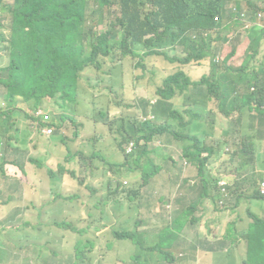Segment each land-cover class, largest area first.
<instances>
[{"label": "trees", "instance_id": "obj_1", "mask_svg": "<svg viewBox=\"0 0 264 264\" xmlns=\"http://www.w3.org/2000/svg\"><path fill=\"white\" fill-rule=\"evenodd\" d=\"M229 1L232 0H12L11 3L0 0V51H4L8 56V64L0 66V87L4 90L3 99L7 104L5 108H0V124L9 123L12 116L7 108L9 106L15 115L24 114L25 118L31 119L29 127L26 126L23 129V135L38 134L33 123L36 120L41 123L42 117L37 116L34 111L43 105L44 99L52 98L56 105L64 107L71 95L77 94L82 78L91 76V72H103L108 68L106 62L111 63L109 66L111 69L129 55L133 57L138 55L139 60L135 62V65L139 69L141 68L140 79L146 77L145 82H150L152 75L155 74V71L146 73L147 69L144 63L148 57L153 55L163 56L171 63H196L201 66V62L207 59V56L215 58L219 52L217 40L212 39V35H207L206 32L209 29L220 27L221 20L223 22L227 20L224 17V7ZM248 4L251 8H258L253 0L248 1ZM4 11L7 13L3 14ZM217 16L220 17V21H215ZM99 24H103L104 29H99ZM225 41L226 39L222 38V42ZM262 44H264L262 30L251 29L248 32V53L244 55L242 63L238 67L227 65L228 58L234 52L232 49L221 63H216V60L211 61L210 74H203L200 79H193L189 68H176L166 74L157 86L153 81L155 89L150 92L148 98L151 102L150 109H147L146 104L142 103L144 119H138L136 116L131 119L125 112L129 104L115 97L109 98L110 109L107 110L109 115L101 113L100 118L108 131L114 135V146L116 145L122 153V158L117 162L104 160L109 166L108 171L119 173L125 169L130 173L129 175L140 172L138 186L122 191L126 201L134 202L135 198L140 196L141 189L161 171V167L153 161L152 155H162L161 149L165 147H152L151 144L156 137L164 133L172 134L175 137L177 147L174 149L179 151L178 147H181L182 160L193 164L201 177L204 175L209 158L215 156L218 159L220 157V139H216V136L208 137L210 134L203 129L202 113L207 101L218 102V110L224 116H229L233 111H238L240 114L242 111H252L255 115L250 114V122V120L264 115V63L261 61L258 65H252V62L257 60L260 55ZM137 45H143L146 50L138 52ZM177 52L180 56L176 54ZM181 52L185 54L182 56ZM119 57L124 59L117 60ZM190 70L197 73L193 68ZM112 88L109 87L108 92L117 94L116 89ZM178 96L181 98L184 96L182 104L189 105L184 110V113L189 115L187 120L179 110L173 108L172 99ZM19 103H24L27 108L31 109L30 115L24 113L22 107L17 108ZM216 113L214 111V114ZM160 115L165 116L169 123L162 124L165 118L162 122L157 123ZM60 118H64L63 114H54L51 124L54 125L55 120ZM114 123H117L115 129H113ZM249 127V129L239 128L233 131V134L237 133L248 141L249 152L246 155L249 157L242 159L243 154L239 163L243 167H253L255 164L253 158L260 157L254 150L252 140H255V134H253L252 121L249 123ZM19 129L20 126L17 125L16 135L20 134ZM1 132L3 130L0 129ZM118 135L121 136V139ZM24 138L21 137L19 140ZM130 142H132L130 149L126 153L125 144L129 145ZM2 143L0 140V150ZM64 150L63 161L65 163L77 158L74 152L78 151H72L68 145ZM239 152L243 153L244 148L241 147L236 151L232 158ZM80 154L84 153L80 152ZM79 160L82 162L80 158ZM171 163L177 164L175 161ZM5 164L7 163L0 162L1 173L5 172L6 166H10L4 167ZM36 166L40 168L42 164L36 162ZM61 166L63 165L61 164ZM61 166V174H69L72 176L71 178L75 177L73 171L66 169L65 172ZM15 172L24 176L17 169ZM48 172L51 176L50 169ZM87 175L89 176L90 173H86L84 170L82 178ZM10 184L12 187L18 186L20 183L19 181L15 183L13 180ZM28 186L24 189L26 196L30 194ZM208 186V182L201 180L195 205L180 214L176 230L180 231L183 228L185 222L183 217L186 218L188 213H192V209L202 202V198L207 195V192H211L208 190ZM115 191L111 189L110 193ZM31 194L36 201L37 197L33 190H31ZM2 195L0 193V204L5 202L2 200ZM255 195L257 200H263V197L258 193ZM70 196L64 197V202L69 201ZM144 196L151 197L150 194ZM46 198L41 197L43 200ZM158 198H155L156 202L159 201ZM27 203L28 210L35 207L31 197L25 204ZM142 206H145L144 208L150 212L154 208V203L140 204L138 209ZM253 211L248 206L247 212L251 221L238 232L240 239L244 240L246 245L242 264H264V254L262 253L264 251V218ZM65 214L68 215V213ZM62 218L64 221H53L52 225L65 228L71 219L65 215ZM11 219L10 216H7L4 219V224ZM125 221L126 219H123V222ZM16 222L19 225V222ZM96 222L97 220L91 218L90 215H86L83 220L76 222L74 226L77 233L74 238L76 243L70 251L71 257H66L67 264H91V261L85 260L91 253L90 250H83L85 246L94 247L92 264H96L94 262H97L96 252L99 249L98 241L101 237H94L95 232H98L102 226H106L105 224L97 225ZM140 222L142 219L135 220L134 224ZM9 227L11 226H3L1 221V228L8 229ZM15 228L19 227L15 225ZM32 228H37V226L33 225ZM110 228L111 225H108L103 232H107ZM175 229L170 230L165 226L159 232V238L166 242L165 249L162 248L164 245L161 246V243L150 247L154 252L161 254L166 261L171 257L178 238ZM136 233L139 235L135 230L123 227H117L112 231L116 240L127 239L132 242H134ZM166 233H169L168 238L165 236ZM21 234L23 237L24 232ZM60 236L62 237V233ZM31 238L33 239L32 236ZM34 238H37L36 235ZM84 238L87 240L83 241ZM4 245L7 243L0 242V253L4 252ZM137 245H139L138 260L134 259V264H139L142 261L139 258H144L146 250L141 242ZM27 246L29 245L18 247L25 250L24 247ZM33 246L32 252L35 253L33 258L42 259L41 254H46L45 248L40 243L39 245L33 243ZM106 246L112 248L114 245L110 240ZM120 246L117 241V247ZM221 247L226 249V254L229 256L227 244L224 242ZM118 251L120 252V250ZM44 263L50 264L43 259L39 262V264ZM26 264H31L29 259Z\"/></svg>", "mask_w": 264, "mask_h": 264}, {"label": "rangeland", "instance_id": "obj_2", "mask_svg": "<svg viewBox=\"0 0 264 264\" xmlns=\"http://www.w3.org/2000/svg\"><path fill=\"white\" fill-rule=\"evenodd\" d=\"M242 1H247L248 3V1L252 0ZM253 1L255 3L259 1L264 6V0ZM5 2L11 3L12 0H5ZM262 11L264 12V8H262ZM6 13L7 11L3 12V14ZM113 14L115 13L113 12ZM224 17L227 18L226 16ZM104 27L103 24L98 26L101 30ZM233 29L234 25L225 22L219 31L211 34L212 39L217 40L216 44L219 47V52L215 58L207 56V59L201 62L202 66H198L199 64L196 63H171L165 57L158 55L148 57L144 62L147 69L146 73L155 71L150 82H145L146 77L140 79L142 70L135 65V62L139 60L138 55L135 57L129 55L125 57V60L119 57L117 60L123 61L111 69H109L111 63L106 62L108 68L104 69L103 72H91V76L80 80V89H78L76 95L75 93L71 95L69 100L71 102H67L65 108L60 109L49 98L43 100L42 107L51 116H54V114L61 115L60 113L66 116L60 122L59 119L55 120V130L48 138L39 133L32 136L23 135V129L26 126L29 127L31 119L25 118L24 114L15 115L10 107L9 111L12 116L9 119V123L0 124V129L3 130L0 133V140L3 142L0 150V162L7 163L4 167L10 165L5 167V173L8 177L5 178L0 175V190H4L2 200L5 201L3 203L4 206L0 208V242L7 243V245L3 246L4 252L0 253V264H26L28 259L31 264H39L42 259L50 262V264H67L65 256L70 253L72 247L74 248L76 243L74 238L77 234L65 228L55 227L52 222L64 221L63 215L75 218V212L71 215H66L65 213L69 210H64L60 213L58 209L62 208L64 197L77 191V186L72 182L70 178L72 176L61 174V164L63 165L61 166L63 171L66 172V169H70V171L75 173L73 179L76 178L78 186H82V191H79L78 194L87 205L84 207L83 215H90L91 218H95L97 225H106L99 229V233L95 232L94 237H101L98 241V245H101V254L98 255V249L96 252L97 262H94L96 264H134L135 260H138L136 254L140 244L137 245V243L141 242V237L136 233L134 242L127 239L116 240L112 231L117 227H123L128 230L135 229L138 232L141 222L134 224V221L143 220L145 217V209L143 207L138 209L140 204H158L155 200L157 194L168 190H170L169 194L172 196L174 192H187L198 196L201 180L209 183L208 190L211 192H207V195L202 198V202L198 203L196 209L192 212L193 214H199L202 211L199 208L200 205L208 209L206 230L211 238L215 239V241H220L218 264H220V255L222 254L221 244L223 245L224 242L227 244L230 257L235 258L244 251L245 241L240 239L238 232L251 221V218L248 217V206L254 210L255 214L264 218V198L261 201L255 198L258 181L264 179V115L250 120L253 123V134H255V140H252L254 150L260 157L253 158L255 162L253 167H243L239 163L243 154L244 157L242 159L249 157L246 155L249 152L248 141L237 135V133L234 135L233 133L226 134V130L232 126V120L223 117L217 109L216 102L214 100L210 101V109L213 112L210 115H204L210 121V125L205 127V129L210 134L208 137L216 136V139H220V157L218 159L215 156L209 158L204 175L201 177L193 164L182 160L180 156L181 147H178L179 151L174 149L177 142H175L174 146L161 149L162 155H152L153 161L161 167V171L151 178L150 183L141 189L140 196H137L135 201L131 203L125 200L122 191L138 186L140 183V172L129 175L130 173L125 169H122L119 173L108 171L109 166L106 165L103 157L113 161L117 155L122 158V153L115 149L116 145L114 146L111 136L113 134L108 131L100 118L101 113L109 115L107 110L110 109V103L108 100L111 97H115L129 104L125 110L127 116L129 114L131 119H134V116L138 119H144L142 103H145L147 109H150L149 105L151 102L148 98L150 92L155 89L153 81H155L157 86L166 74L176 68H193L197 70V73L192 71V78L200 79L204 71L209 73L210 63L213 60L215 61L216 57H220V60L216 62L219 64L222 62V58L231 53L232 49H234V54L238 47L240 49L239 54L244 50L246 55L248 53L247 35L246 42H242L241 37L245 34L241 33L237 34L238 37L235 35L229 38L227 35ZM222 38H225L226 41L222 42ZM136 50L143 52L146 49L143 45H137ZM176 54L180 56L178 52ZM184 54L181 52L182 56ZM257 60L259 64L261 61L264 63V44L260 48V55ZM7 64L8 56L4 51H0V66H6ZM203 66H206V68ZM109 87L115 88L117 94H110V91L108 92ZM3 93L4 90L0 87V108L6 107ZM144 93L147 96H143L142 94ZM140 97H145V100L139 102L138 99ZM175 103L174 107L176 108ZM17 106L22 107L24 113L30 115L31 109L27 108L24 103H19ZM214 111L217 113L214 114ZM181 114L184 119L189 116L186 113ZM250 114L255 115L252 111H242L238 124H235V129H249ZM88 120L93 121L95 126L86 124L84 127V121ZM13 122L17 123L14 124ZM17 125L20 126L19 135L15 134ZM116 125L117 123L113 124V129L116 128ZM21 137L25 138L20 141ZM119 137L121 139V136ZM66 145L72 151H78L74 152L77 158L68 163L63 161ZM151 145L152 147L161 148L162 142L156 137ZM126 146L125 144V148ZM241 147L244 148V152H239L237 156L232 158L234 153ZM80 152L84 154H80ZM91 152H96V156H90ZM79 158L82 162H80ZM173 161L177 164H172L171 162ZM36 162L41 163L42 166L38 168ZM179 167L182 168L179 170ZM16 169L24 176L17 174L15 172ZM48 169L51 171V176H49ZM84 170L90 175L82 178ZM19 177L21 178L19 179ZM13 180L15 183L19 181L20 184L10 187V183ZM64 181L69 182L72 187L67 186ZM215 181L217 182L215 183ZM220 181L225 183L226 195H223L220 191ZM28 185L32 186L29 191L33 190L37 197L34 203L35 207L31 208V210L27 209L28 203L25 204L27 199L31 197L30 194L28 196L25 195L24 189ZM111 189L116 191L110 193ZM148 194L151 197L144 196ZM39 196L47 198L43 200ZM221 200L223 201L222 204L220 203ZM184 202L183 200L180 201V203ZM137 210H139L138 213ZM100 215L102 217H99ZM7 216L12 219L4 224V219ZM124 216L125 218H122ZM123 219H126V221L123 222ZM154 220L160 221L159 218ZM1 221L3 226L10 225L11 227L8 229L1 228ZM16 221L19 222V225ZM15 225L19 228H15ZM33 225H36L37 228H32ZM108 225H111L110 230L103 232ZM200 226H203V222L200 223ZM69 230L72 229L69 228ZM21 232H24L23 237ZM61 233L63 234L62 237L60 236ZM34 235L37 238H34ZM165 236L168 238L169 234L166 233ZM85 237L90 238L88 236ZM87 238H84L83 241H86ZM110 240L113 243L118 241L119 245L126 246L120 249L116 247L117 251L120 250V256L116 255L111 259L106 246V243ZM13 243L16 245H11ZM33 243L35 245L40 243L45 248L46 254L40 253L42 259L33 258L35 254L32 252ZM157 243H161V246L164 245L163 249L166 248L164 239L159 238ZM20 245L29 246L24 247L25 250H22L18 247ZM213 245L216 248V245ZM215 248L211 246L210 250L215 252ZM84 249L91 251L85 260L93 263L94 247L85 246ZM6 253L10 254L7 255ZM262 253L264 254V251ZM25 255L29 256V258L24 259ZM153 262L155 260L150 256L145 257L144 264H153Z\"/></svg>", "mask_w": 264, "mask_h": 264}, {"label": "crops", "instance_id": "obj_3", "mask_svg": "<svg viewBox=\"0 0 264 264\" xmlns=\"http://www.w3.org/2000/svg\"><path fill=\"white\" fill-rule=\"evenodd\" d=\"M257 3L260 4L261 9L264 8V6H262L259 1H257ZM239 53H240V49L237 48L235 54H233L230 58H228L227 61L231 65L238 67L242 63L244 57V50L241 54ZM258 64H259L258 60L252 62V65L254 66ZM203 67L206 68V66ZM189 73L190 74L192 73L190 69H189ZM204 74H207V71H204ZM142 95L147 96L146 93ZM142 99H145V97H140L138 101ZM183 100H184V96L182 98L178 96L177 98L175 97V99L174 98L172 99L173 104L176 101L175 103L176 108L174 106L173 108L178 109L181 113H184V110L187 107H189V105L187 104L184 105L182 104ZM209 103L210 101H207L206 109L204 105V112L202 113V117L204 118L203 129L205 131H206L205 127L210 125V121L206 119L205 116L210 115L213 112L210 109L211 107ZM201 105L203 106V104ZM63 108L65 107H60V109ZM164 118L165 120L162 124L163 125L168 124L169 122L167 118L161 115L157 119V123L162 122ZM187 118L188 117H186L185 120H187ZM228 118L232 120V126L228 129V133H227L230 134L233 133V131L235 130V124H238L239 117L237 116V113H234ZM86 124L95 126V123L91 120L84 121V127L86 126ZM113 137L114 135L112 136V140ZM157 139L162 142V146L165 147L164 149H167L169 146H174L176 142L175 137L172 134L167 135L164 133L163 135L158 136ZM174 147L177 146L175 145ZM115 149L119 151L117 147ZM96 154H97L96 152H91L90 156L93 155L96 156ZM103 159L106 162H112L107 160L105 157H103ZM119 159L120 158L117 155L113 161L117 162L119 161ZM181 168L182 167H179V170ZM71 179L72 182L75 184V186H77V191H75L74 196L70 197L69 201L63 202L62 208L58 210L60 213H62V211L64 210H69L67 212L68 215H71L72 213L75 212V218H73V222L76 224V222H79L84 219L83 210L84 207L87 205L84 199L78 194L79 191H82V186H78L76 178L75 179L71 178ZM65 183L67 184V186L72 187V185H70L69 182H65ZM169 192L170 190L163 191L157 194V197H159L158 198L159 201L158 204L154 203V208L152 209V211L149 212L147 209L144 208L145 206H142L145 209V217L140 223L141 226L138 228L139 230L138 232L142 236V240L146 250L144 251V258H142V261L139 264H144L146 256H150L152 259L155 260L153 264H218V254L220 253V241H215V239L211 238L206 230V215L208 213V209L205 208L203 205H200L199 208H201L202 211L199 214L192 215L193 212L188 213V216L186 218L185 216L183 217L185 221L183 228L180 231H178L175 229L178 226V222H177L178 217L180 216V214L186 212V210H190L192 205H195L197 195L187 192H181V193L174 192V195L172 196L169 194ZM0 193L1 195L4 194V190H0ZM181 200L185 202L180 203ZM2 206H4V204H0V208ZM194 209H196V206ZM194 209H192V211ZM155 218H159L160 221L159 222L155 221L154 220ZM201 222H203V226H200ZM165 226L170 230L175 229L176 230L175 233L178 235L174 249L171 253V257H169V260L167 261L163 259V256L161 254H158L150 249V247L156 245L159 238V232ZM213 244L216 245V248ZM113 245L114 246L112 248H108V254L110 259L116 255L120 256V252L115 249L117 247V241H115ZM122 246L123 245H121L120 247ZM211 246L215 248V252H212L210 250ZM120 247L117 248L120 249ZM100 249H101V245L99 244L98 255L101 254ZM225 252L226 249L222 248V254L220 255V264H242L246 252V245L244 251L241 252L240 255H237L235 258L229 257L227 254H225ZM71 255H72L71 252L68 253L65 256V259L67 256H69L70 258ZM26 256L27 255H25L23 258L28 259L29 256L27 257Z\"/></svg>", "mask_w": 264, "mask_h": 264}, {"label": "clouds", "instance_id": "obj_4", "mask_svg": "<svg viewBox=\"0 0 264 264\" xmlns=\"http://www.w3.org/2000/svg\"><path fill=\"white\" fill-rule=\"evenodd\" d=\"M236 4L237 5V7L238 8H240L241 7V5H246V7L249 9V11H250V13H251V15L253 16V15H255V13H257V12H259V11H261V12H263L262 11V9H261V6H260V4H258V3H256V5L258 6V8H251L250 6H249V4L247 3V1H242V0H232V1H229V2H227L226 4H225V16L227 17L226 19L227 20H225L224 22L220 19V17L219 16H217V17H215V21H220L221 20V26L220 27H216V28H214V29H209V30H207V32H206V34L207 35H210V34H213V33H216L217 31H219V29L223 26V24L225 23V22H228V23H230V24H232V25H234V29L229 33V35H227L229 38H231V37H233V36H235L236 35V37H238V35L237 34H239V33H241V34H245L244 36H242L241 38H242V42H246V35H247V38H248V32L251 30V29H254V28H257V29H260V30H262V33H263V35H264V19L263 20H261V21H258L257 22V20H255V17L253 16L252 18L256 21V23L257 24H254L251 28H249V29H246V30H244V31H239L240 30V27H241V25L238 23V22H236V21H232V19H233V14H232V12H231V10H230V8H229V6L231 5V4ZM227 11H228V13H227ZM235 37V38H236ZM247 44H248V41H247ZM239 48V47H238ZM236 52V51H235ZM235 54V53H234ZM244 55H245V52H244ZM227 56V55H226ZM225 58V57H224ZM224 58H222L221 60H223ZM244 58V57H243ZM216 62L217 61H219L220 60V57H216ZM227 65H229V66H232L228 61H227ZM251 90H253V88H251ZM47 99V98H46ZM49 99H51L52 101H53V99L52 98H49ZM54 102V101H53ZM59 102V101H58ZM67 102H71V101H67ZM44 103V102H43ZM54 104H55V102H54ZM7 105V104H6ZM56 105V104H55ZM14 106H16V104H14ZM58 106V105H57ZM66 106V104L64 105V107ZM217 109H218V102H217ZM7 108L8 109H10V107L9 106H7ZM17 108H18V106H17ZM41 111V113H39V114H37V111ZM175 110H178V109H175ZM35 114L37 115V116H41L42 117V119H41V123L38 121V120H36V121H34V123H33V125H34V128H37V130H38V133L39 134H41L42 136H44V137H50L52 134H53V132H54V130H55V127H54V125H52L51 124V122H52V116L49 114V112L48 111H46L45 109H44V107H39V108H37L35 111ZM220 112V111H219ZM234 113H237V116L240 118V116H239V112L238 111H233L232 113H230L229 114V116H224L223 114V117H225V118H228V117H230L232 114H234ZM60 114H63V113H60ZM44 115H46L47 116V118H45L44 117ZM63 116H64V118H65V115L63 114ZM64 118H60L59 119V122L60 121H62ZM153 119V118H152ZM51 121V122H50ZM42 127H50L51 129H52V131H51V133H49V134H45V133H43L42 131H41V128ZM131 143L132 142H130L129 143V145H127L126 146V149H125V152L127 153L128 151H129V149H130V145H131ZM4 170H5V168H4ZM0 175H2L3 177H5V178H7L8 177V175H6V173L4 172V173H1L0 172ZM20 179V178H19ZM262 180H264V179H262ZM262 180H259L258 181V184H259V182L260 181H262ZM258 184H257V193H258V195L259 196H261L260 194H259V192H258ZM29 187V186H28ZM29 189H30V187H29ZM30 195H31V200L32 201H34V203H35V200H34V198L32 197V194H31V192H30ZM75 195V192H73V194L70 196V197H72V196H74ZM261 197H263V196H261ZM9 198V197H8ZM39 198H41V197H39ZM264 198V197H263ZM70 223H69V225H66V227H65V229H67L68 231H72V232H74V233H76L75 232V230H74V226H75V223L73 222V218L72 217H70ZM69 228H71L72 230H69ZM135 230V229H134ZM136 231V230H135ZM137 232V231H136ZM77 234V233H76ZM63 235V234H62ZM139 236L141 237V243H142V245H143V247H144V243H143V240H142V236H141V234H139ZM159 239V238H158ZM133 244V243H132ZM157 244V243H156ZM137 255H138V252H137V254H136V257H137ZM139 260H141V257L139 258Z\"/></svg>", "mask_w": 264, "mask_h": 264}, {"label": "built area", "instance_id": "obj_5", "mask_svg": "<svg viewBox=\"0 0 264 264\" xmlns=\"http://www.w3.org/2000/svg\"><path fill=\"white\" fill-rule=\"evenodd\" d=\"M233 16L232 21H236L238 22L241 27L239 31H244L246 29L251 28L254 24H257L255 20L261 21L264 19V12H257L255 13V15H253L255 17V20L252 18L253 16L251 15L249 9L246 7V5H241L240 8L237 7V5L231 4L229 6ZM228 13V11H227ZM41 113V111H37V114ZM45 118H47L46 115H44ZM41 131L45 134H49L51 133L52 129L50 127H42ZM224 181H220L219 182V187H220V191L223 195H226V188L224 186ZM258 192L261 196L264 197V180L260 181L258 184ZM220 203L222 204L223 201L221 200Z\"/></svg>", "mask_w": 264, "mask_h": 264}]
</instances>
